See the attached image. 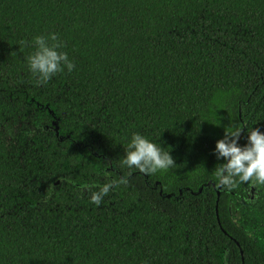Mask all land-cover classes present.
I'll list each match as a JSON object with an SVG mask.
<instances>
[{"label":"trees","instance_id":"trees-1","mask_svg":"<svg viewBox=\"0 0 264 264\" xmlns=\"http://www.w3.org/2000/svg\"><path fill=\"white\" fill-rule=\"evenodd\" d=\"M53 33L75 67L38 85ZM254 128L264 0H0V264H264V192L238 221L251 181L216 194L217 141ZM135 133L176 165H124Z\"/></svg>","mask_w":264,"mask_h":264},{"label":"clouds","instance_id":"clouds-1","mask_svg":"<svg viewBox=\"0 0 264 264\" xmlns=\"http://www.w3.org/2000/svg\"><path fill=\"white\" fill-rule=\"evenodd\" d=\"M34 44L36 50L27 57V63L38 85L47 84L54 76L63 72L65 67L69 72L74 69L75 65L69 60L68 54L59 51L63 45L57 34L53 33L50 37L37 36ZM242 131L226 129L224 137L216 143L214 154L218 160H224L216 168L218 187L232 188L238 183L249 181L264 185V132L254 128L247 133L246 144L240 146L238 142ZM122 163L145 174L166 171L176 165L169 152L163 151L138 133L133 134ZM127 183L126 177L105 183L98 191L92 192L91 202L99 206L111 189Z\"/></svg>","mask_w":264,"mask_h":264},{"label":"flooded vegetation","instance_id":"flooded-vegetation-1","mask_svg":"<svg viewBox=\"0 0 264 264\" xmlns=\"http://www.w3.org/2000/svg\"><path fill=\"white\" fill-rule=\"evenodd\" d=\"M31 114V113H30ZM158 181H154L153 182V185H157ZM255 185V188H256V192H253L251 191V187ZM220 191V188L218 187L217 188V198H218V195H219V192ZM180 192V191H179ZM264 192V186L261 187V185H257L256 183L254 182H249V184L245 187V193L243 195H241V197L238 199V200H232L230 202V206L228 207V212L230 215H234L236 218H235V221H238L240 220L239 218V215H240V212L245 208V207H248V208H253V207H258L261 203V196H262V193ZM173 196L172 193L170 194H167L166 196ZM178 196H175L174 198H176ZM215 209H216V204H215ZM242 214V213H241Z\"/></svg>","mask_w":264,"mask_h":264},{"label":"rangeland","instance_id":"rangeland-1","mask_svg":"<svg viewBox=\"0 0 264 264\" xmlns=\"http://www.w3.org/2000/svg\"><path fill=\"white\" fill-rule=\"evenodd\" d=\"M251 191L256 192L255 185H253V186L251 187Z\"/></svg>","mask_w":264,"mask_h":264}]
</instances>
